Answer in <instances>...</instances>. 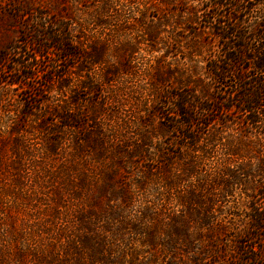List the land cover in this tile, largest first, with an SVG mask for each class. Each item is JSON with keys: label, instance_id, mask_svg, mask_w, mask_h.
Masks as SVG:
<instances>
[{"label": "trees", "instance_id": "1", "mask_svg": "<svg viewBox=\"0 0 264 264\" xmlns=\"http://www.w3.org/2000/svg\"><path fill=\"white\" fill-rule=\"evenodd\" d=\"M152 1L167 8L159 12L156 27H143L149 50L161 43L165 53L171 52L177 29L188 27L193 35L185 45L186 60L185 55L183 61L175 57L176 64L163 60L164 74L158 64V83L147 94L141 90L144 114L124 115L123 129L118 120L122 102L103 86L130 71L133 47L126 44L127 59L106 69L108 78L98 81L87 72L79 83L87 93L99 92L102 102L79 101L72 93L68 102L56 103L59 129L51 131L56 138L49 139L50 155L39 163H58L51 184L60 174L55 185L61 186L52 196L59 201L37 215L44 225L37 234H25L27 247L12 254L16 264H264V0H143L144 10L133 11V18L144 20ZM0 2L20 20L22 43L32 48L30 54H21L17 45L1 51L3 65L16 55L8 85L38 73L45 85L64 87L63 62L81 56L90 64L99 62L94 50L85 53L75 34L77 18L87 7L83 0ZM92 3L107 12L119 5ZM93 19L102 22L99 16ZM166 26L171 36L161 35ZM122 29L114 23L115 34ZM36 55L47 58L44 68L39 69ZM144 94L151 97L150 110ZM104 101L113 105L108 108ZM104 115L112 121L105 130L97 126L104 125ZM89 122L94 130L86 128ZM13 143L10 165L17 183L30 168L24 160L28 150L17 138ZM11 233L3 236L16 235ZM7 241L0 239L4 253ZM0 257L6 264V255Z\"/></svg>", "mask_w": 264, "mask_h": 264}, {"label": "rangeland", "instance_id": "2", "mask_svg": "<svg viewBox=\"0 0 264 264\" xmlns=\"http://www.w3.org/2000/svg\"><path fill=\"white\" fill-rule=\"evenodd\" d=\"M36 1L41 4L47 2V0ZM114 1L119 5H116L115 11L110 9L107 12L99 11L96 5L92 3V0H83L87 7H82L83 13L77 18L75 34L80 37L79 39L85 53H91L94 50V53L99 57V62L90 64L83 56L63 62L62 64L63 66L65 65L64 68L66 69L64 76L61 77V80L65 81L64 87L55 83L45 85L44 78L40 77L38 73L33 79H23L20 85H8L6 81L11 79L12 76L9 74V68L12 67L10 60L15 59L16 55L11 53L9 58L4 60L6 61L4 65L3 62L0 64V148L3 162L0 163V196L2 198L0 202V211L2 213V215L0 213V239L8 238L7 243L9 245L7 253L0 249V255H6L4 258L6 264H16L12 254L14 252L17 254L18 248H23L25 244L27 247L29 241L25 234H37L39 228L44 225L41 220L37 219V215L44 211L47 212L49 205L55 206L59 201L52 198V196L53 191L61 186V184L55 185L56 181L61 183V175L57 173L55 181L51 184V176L59 169L58 163L50 160L39 163L41 157H45L47 153L50 155L47 150L50 144L49 139L56 138V134L51 131L59 129V123L55 118V114H53L56 103L60 100L68 102L72 93L79 98V101L92 99L99 101L98 99H101L100 93H87L80 86V81L87 75V72L94 75L98 81H102L104 75L108 78L106 69L120 67L121 63L127 59L126 49L133 47V51L129 54L130 71L114 75V79L112 78V81H108L103 86L105 91L113 90L117 92L118 95L114 96V99L122 102L121 109L119 108L120 115L118 120L120 123L119 128L123 129V121L121 119L124 115L131 118L134 115L138 117L144 114L145 108L141 105L144 92L141 90L144 88L146 94L148 90H152V83L157 82L154 76L156 74L155 68H157L158 64L162 66L161 70L164 74L168 65L163 60L176 64L174 58L176 57L179 61H183L182 57L184 55V61L186 60L187 48H185V45L192 38L193 30L191 28L177 29V41H170V45L173 43V48L169 53L164 52L165 49L161 43L157 50H149L150 44L145 40L147 37L143 27H150L151 30L156 27L159 12L167 7L156 6L153 4L155 1H152L151 4H146V18L137 20L138 18H133L132 12L135 11L137 13V9L144 10L143 0H132L128 6L122 5L126 4L125 0ZM171 7V9H179V7ZM12 12L8 6L0 2V53L12 45H17V51L21 54L27 51L30 54L32 53V48L29 44L25 45V43H22V26L20 20ZM97 16L102 21L100 24L93 19ZM114 23L123 26V29L118 34L114 33ZM204 25L205 23L202 22L201 26L204 27ZM169 30L170 27H164L161 35H169ZM206 34L209 35L208 33ZM210 42H213L211 38ZM177 43L180 46V48L179 46L177 48L179 52H175ZM123 44L128 45V47L124 48ZM36 58H38L36 64L39 69L44 68L47 58H41L38 55H36ZM149 64L150 66L147 67ZM67 65L70 66L66 68ZM64 68L63 70L65 71ZM167 79L173 81L170 76ZM145 98H147L146 107L150 110L151 97L145 95ZM104 103L108 105V108L113 105L109 101H104ZM86 106L88 107V104L85 105V102H82L80 107L86 109ZM106 117L107 115L102 118L98 117V119L101 118L100 123L104 121L103 126L97 124L98 128L105 130L108 127L106 126L107 123H112ZM157 120V117H155L154 123H157ZM86 128L94 130L96 126L89 122ZM133 129L131 130L133 131ZM15 138L20 140L22 148L25 147L28 150L24 160L28 168H30L27 176H24L17 183L13 181V178H16V169L10 165L11 149L14 146L13 139ZM101 182L94 183L93 196L95 197ZM74 187L75 183L71 189H74ZM235 197L236 192L233 196L231 195L227 198L231 201ZM225 203L221 202L220 204ZM12 215L15 217L13 221L9 220V218L6 219ZM222 216L219 215V217ZM9 226L13 228L11 229ZM6 230L13 232L11 234L16 233V235L14 237H9V235L4 237L3 232ZM31 259L32 257L30 258L29 256L28 261H31Z\"/></svg>", "mask_w": 264, "mask_h": 264}]
</instances>
